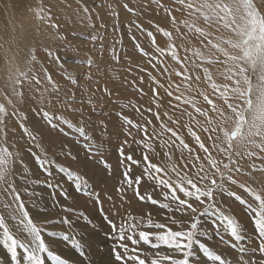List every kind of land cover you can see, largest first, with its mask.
Listing matches in <instances>:
<instances>
[{
  "label": "rangeland",
  "instance_id": "rangeland-1",
  "mask_svg": "<svg viewBox=\"0 0 264 264\" xmlns=\"http://www.w3.org/2000/svg\"><path fill=\"white\" fill-rule=\"evenodd\" d=\"M254 2L264 11L261 0ZM124 4L133 11L125 9ZM84 7L88 8L89 15L84 13ZM168 10L176 17L175 24L167 14ZM113 12L118 15H113ZM38 14L46 19L50 16L51 20L46 23L38 18ZM12 19H17V23H22L30 31L24 32V37L32 43L30 48L23 47L22 51L18 49L27 61H22L21 66L13 67L20 72H28L31 80V83H24L22 97L10 92L9 77L15 79L17 70L9 76L8 70H5L3 54L6 48H2L5 43L9 48L15 45L9 27ZM185 20L195 23L211 35L205 38L195 30L186 28ZM52 23L57 27H51ZM157 26L172 33L171 40L163 36ZM217 27L215 24L206 23L203 18L197 20L189 16L188 11L175 4L174 0H0V73L3 74H0V78L4 82L3 84L0 80V84L12 101L10 106L0 96V103L5 104L10 114L2 117L5 123L0 125V129L7 133L10 150L19 153L23 161L22 166L18 165L19 169H25L20 177L24 178L31 189L22 199L34 222L62 221L65 217L71 221V224H44L47 232L69 236L65 241L62 235L49 238L47 232L44 233L50 250L67 259L69 264H81L79 253L82 249L88 258L83 264H113L112 247L116 241L109 235L110 228L104 215L116 222L134 216L137 219L129 223L140 224L141 230H148L140 218L149 213L156 222L168 223L167 210L160 209L159 205H152L147 199L140 200L134 190L135 185L129 187L127 183H122L123 173L130 168L129 174L133 178L140 176L145 166V153L149 155L151 163L161 167L169 163L165 152H171V164L177 167L188 163L187 159H182L188 153L186 150L182 152L177 146L171 150L161 147V143L171 136L167 132L163 138L147 141L155 150L149 152L140 143L147 140L144 133L126 125L123 117H128L136 125L148 126L149 132L153 126L159 132L161 124H166L203 157L204 154L189 135L187 126L190 125L197 131L206 146L210 145V141L207 134L199 130L186 113H191L204 127L209 125L190 104L184 103V99L194 97L197 107L208 110L210 106L199 95L203 92L218 105L223 104L222 100L212 95L211 86L206 81L202 68L193 67V61L201 64L193 55L196 50L208 57H218L221 61L226 59L208 43L209 40L213 44L221 43L230 52L233 51L223 44V40L235 39V34L222 27L217 30ZM149 32L155 36L156 45L152 44ZM169 43L176 46L182 60L187 57L185 66L191 80L185 81L183 76L175 75V70L183 72L184 68L169 55H161L156 51L157 47H166ZM141 48L149 54H142ZM33 55L35 60L31 59ZM204 66L210 69L218 84H231L222 75L225 67L230 64ZM29 68L32 69L31 72L28 71ZM1 70L7 73L4 74ZM45 70L53 83L45 78ZM33 73L39 83L32 78ZM197 75L200 76L199 81L195 79ZM170 84L179 85V90L174 86L170 88ZM54 88L58 90H53ZM169 91L173 93L171 96L168 95ZM177 95L181 96V100L175 99ZM224 107L225 112L230 115L226 106ZM13 112L19 114L11 115ZM44 112H48L49 117H45ZM154 113H159L160 120L156 119ZM209 115L214 114L209 112ZM149 120L151 125L147 123ZM22 122L36 140L23 131L20 127ZM125 141L128 143L125 144ZM176 145H179L178 140ZM120 148H123L125 156L131 155L133 160L141 163L133 164L127 160L121 163L118 151ZM212 154L217 159L221 158L215 150H212ZM101 161H106L110 169ZM41 163L44 167H41ZM252 164L257 169L264 168V162L259 157L254 160L245 158L241 161L242 171L251 175L234 174L237 183L232 184L233 192L247 201V204L241 203L232 195L233 192L226 193L231 183L226 184V191L216 197L218 207L238 221L241 238L233 237L227 222L219 215L210 213L202 219V230L206 235L201 240L207 243L214 254H223L229 262L239 259L241 248H248L245 259L251 255L253 261L264 264V254L259 251L253 254L251 251L257 248L260 237L249 208V205L252 209L255 208L254 197L242 186L264 190V171L253 170ZM160 175L164 176V173ZM77 176L79 179H76ZM168 176L175 180L170 168ZM155 183V180L143 176L139 184V194L145 197L151 195L163 202L161 188L153 189ZM21 185L17 182L18 190ZM68 208L75 211H65ZM80 213L84 215L81 217ZM8 222L14 234L23 238L15 229V222ZM169 226L176 230L175 225ZM76 242H79V247L74 246ZM233 243L235 248L231 247ZM129 246L132 247L131 244ZM136 247L141 252L161 251L162 254H168V250L163 247L154 250L143 243ZM21 250L18 249L17 260L12 261L0 235V264H28L26 255ZM196 251L193 264H218L207 252L199 249ZM44 255L46 264H58L51 257H47V254ZM141 258L145 257L142 255Z\"/></svg>",
  "mask_w": 264,
  "mask_h": 264
},
{
  "label": "snow or ice",
  "instance_id": "snow-or-ice-1",
  "mask_svg": "<svg viewBox=\"0 0 264 264\" xmlns=\"http://www.w3.org/2000/svg\"><path fill=\"white\" fill-rule=\"evenodd\" d=\"M174 3L185 8L189 16L195 17L197 20L203 18L206 23L217 25V30L222 27L235 34V39L223 40V44L228 45L233 50L231 52L228 48L223 47L221 43L213 44L211 40L208 41L213 48L226 57L223 61L218 57L205 56L199 50L193 53L201 61V64H196L193 61V67L202 68L206 81L211 86L212 95L222 100L223 104L218 105L213 99H210L208 94L203 92L199 95L210 106L208 110L197 107L194 97L184 99V103L190 104L195 112L204 117L209 125V127H204L200 120L193 117L191 113H186L199 130L207 134V139L210 141V145L206 146L197 131L193 130L192 126H187L189 135L204 154L203 157L197 154L195 148L185 143L183 137L179 136L176 131L166 124H161L159 132L154 126L149 132L148 126L136 125L128 117H123L126 125L137 128L144 133L147 140L140 141V143L144 144L149 152L155 150L147 142L148 140L160 139L165 132L171 133V136L163 141L161 147L171 150L174 146H177L182 152L186 150L188 156H182V159H187L188 163L183 164L181 167L171 164L172 157L169 151L164 153L169 163L161 167L151 163L149 155L145 153L143 155L145 166L140 176L133 178L129 174L130 168L123 173L124 180L122 183H127L129 187L135 185L134 190L140 200L147 199L152 205H159L160 209L167 210L168 223L156 222L149 213L146 217L140 218L141 222L144 223V227L148 230H141L140 224L129 223V221L137 219L134 216H129L128 220L116 222L104 215V220L110 228L109 235L116 241L112 247L113 264H193L197 249L207 252L208 256L218 264H260L259 261H253L251 255L245 259V255L249 252L248 248H241L239 259L229 262L226 257H223V254H214L207 243L201 240V237L206 235L202 230V219L208 217L211 213L212 215H219L222 220L227 222L233 237L236 239L241 238L238 221L230 214H225L224 210L218 207L216 197L226 191V184L237 183L234 174L251 175L242 171V160H245V158L254 160L259 157L264 162V11L257 6L254 0H174ZM261 3H264V0H261ZM123 7L128 11H133L128 8L127 4H124ZM41 11L43 10L41 9ZM83 11L86 15H89L87 7H84ZM167 14L172 23L175 24L176 17L172 15L171 10H168ZM113 15H118V13L113 12ZM38 18L45 20L46 23L51 20L50 16L46 19L39 14ZM184 25L205 38L211 35L202 28L197 27L195 23H190L187 20L184 21ZM50 26L57 27L54 23ZM157 30L171 40L172 33L159 28V26H157ZM148 36L151 37L152 44L156 45L155 36L151 32L148 33ZM140 51L144 55L149 54L143 48ZM156 51L161 55H169L184 68L183 72L175 70V75L183 76L185 81L192 79L187 74L188 69L185 66L187 57L182 60L174 44L169 43L166 47H157ZM49 55H52V53L49 52ZM31 59L35 60V56L33 55ZM217 63L230 64V66L225 67L222 75L225 80L231 81V84H218L213 79L210 69L204 66V64L213 65ZM28 71L31 72L32 69L29 68ZM45 73L47 81L53 83L46 70ZM32 78L36 79L37 83L40 82L34 73ZM195 79L199 81L200 76L197 75ZM9 80L11 81V94L21 97L23 96L24 83H31L28 72H20L19 69H17L16 78L13 79L10 76ZM72 82L75 83L74 80ZM173 86L179 90V85H169L170 88ZM18 89L20 90L18 91ZM53 90L58 89L54 88ZM172 94L171 91L168 92L169 96ZM4 95L7 103L12 104L8 93ZM175 99L179 101L181 96L177 95ZM224 106L231 113L230 115L225 112ZM209 112L214 115L210 116ZM18 114V112L11 113V115ZM9 115L5 104L0 103V125L5 123L2 117ZM43 115L49 117L48 112H44ZM154 115L157 120H160L159 113H154ZM22 119L26 120V117ZM147 123L151 125L150 120ZM229 124L231 126L226 127ZM20 127L29 137L36 140V137L23 122ZM128 135H131V132H128ZM177 140L179 145H176ZM124 143L127 144L128 141ZM39 146L37 145V147ZM13 147L15 146L13 145ZM212 150H215L221 158L217 159L212 154ZM118 151L121 156V163L124 160L131 161L133 164L141 163V161L133 160L131 155L125 156L123 148ZM101 163L110 169V165L106 161H101ZM189 164H191V167H189ZM18 165L22 166L23 161L20 159L19 153L10 150L7 145V133L5 130L0 129V206L5 210L0 212V230H2L0 235H2L3 243L11 254V260L16 261L18 249H22L28 264H46L44 254L57 261L58 264H69L67 259L50 250V244L45 240L44 233L47 230L44 228V224L61 222L71 224V221L65 217L62 221L44 220L40 223L34 222L25 207L22 193L18 190L17 180L20 171ZM41 167H44L43 163H41ZM169 168L175 174V180L168 176ZM251 168L264 171V168L257 169L255 164H252ZM161 173H164V176H161ZM143 176H147L149 180H155L156 183L153 185V189L161 188L160 194L163 197V202L154 199L151 195L145 197L139 194V184ZM165 176H168V178H164ZM76 179H79V177L77 176ZM242 186L254 197L255 208L252 209L251 205H249V208L252 211L254 223L260 237L257 248L251 251L253 254L256 251L264 254V190H258L248 185ZM24 191L26 192L27 189ZM232 195L236 196V193L233 192ZM236 198L241 203H248L239 196H236ZM65 211L74 212L75 210L68 208ZM83 215V213L79 214L81 217ZM9 220L15 222L14 227L22 234L23 238L14 234L13 229L9 226ZM88 223L91 224V221H88ZM169 225H175L176 230H173ZM47 235L49 237L62 235L65 241L69 239V236L63 233L47 232ZM141 243L154 250H159L162 247L166 248L168 254H162L161 251L141 252L136 247ZM74 246L79 247V242H76ZM231 247L235 248L236 245L233 243ZM79 255L82 258L81 264H83V261H87L88 258L83 249ZM142 255L145 258H141Z\"/></svg>",
  "mask_w": 264,
  "mask_h": 264
},
{
  "label": "bare ground",
  "instance_id": "bare-ground-1",
  "mask_svg": "<svg viewBox=\"0 0 264 264\" xmlns=\"http://www.w3.org/2000/svg\"><path fill=\"white\" fill-rule=\"evenodd\" d=\"M19 4V3H18ZM29 15V14H28ZM10 20V19H9ZM18 22V20L17 19H12L11 21H10V25H9V27H10V32H11V36H12V38H14L15 40H14V42H15V45L12 47V48H9V47H7L6 46V43L4 44V46L2 47V48H6V50L3 52V54H4V59H5V63H6V68H5V70L7 71L8 70V72H9V76L13 73V72H15L17 69L15 68H13L14 66H21V63H22V61H24V62H26L25 60H24V58H23V55L21 56L20 54L21 53H19V51H18V49L19 50H23V47L24 48H26V47H28V48H30L31 47V45H32V43L30 42V39H28V38H26V37H24V32H26V33H29L30 31L28 30V29H26L25 27H24V25L21 23V25L19 24V23H17ZM8 27V28H9ZM4 39V38H3ZM2 39V40H3ZM8 39V38H7ZM6 39V40H7ZM11 43H12V41H11ZM3 44V43H2ZM9 44V43H8ZM0 47H1V45H0ZM4 50V49H3ZM2 56V55H1ZM4 66V64L1 66V67H3ZM3 69V68H2ZM2 71H4V70H1V72ZM6 71H4V74H5V72ZM7 73V72H6ZM0 74H2V73H0ZM3 75V74H2ZM7 75V74H6ZM1 77V76H0ZM8 77V76H7ZM4 78H5V75H4ZM2 79H3V77H2ZM0 80H1V78H0ZM5 80H7V78H5ZM2 81V80H1ZM3 82V81H2ZM6 82V81H5ZM3 84H4V82H3ZM6 93V90L4 89V86L2 85V84H0V96H2V97H4L5 98V94ZM5 101H6V99H5ZM7 102V101H6ZM10 106H12V104H9ZM25 111V110H24ZM33 117V116H32ZM35 122V121H34ZM7 123V122H6ZM36 124V123H35ZM34 124V125H35ZM44 128V127H43ZM34 129H35V127H34ZM38 131V130H37ZM163 138V137H162ZM163 140V139H162ZM167 140V139H166ZM160 142V141H159ZM158 143V142H157ZM162 144V143H161ZM158 145H159V143H158ZM156 148H157V146H156ZM167 163V162H166ZM166 165V164H165ZM24 172H25V169H20V171H19V177H18V180H17V182H19V183H21L22 185H21V188H20V190L19 191H21V193H22V196L24 197V196H26V194L28 193V192H30V189H31V187L29 186V184L26 182V181H24V178H21L20 176L21 175H23L24 174ZM172 173V172H171ZM175 175V174H174ZM25 189H27V191L25 192L24 190ZM234 191V186L231 184L230 186H229V188H228V190H227V194H229V193H231V192H233ZM245 193V192H244ZM218 197V196H217ZM247 198V197H246ZM30 200H32V198L30 199ZM220 208V207H219ZM0 210H1V212H3V208H2V206H0ZM37 214V213H36ZM10 223V222H9ZM19 232V231H18ZM50 238V237H49ZM51 248V247H50ZM21 251H23V250H21ZM60 253H62V252H60ZM66 254V253H65Z\"/></svg>",
  "mask_w": 264,
  "mask_h": 264
}]
</instances>
